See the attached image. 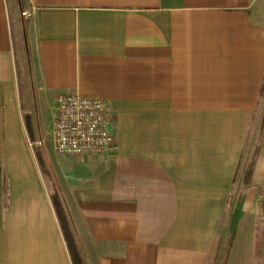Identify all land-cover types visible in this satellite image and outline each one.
I'll use <instances>...</instances> for the list:
<instances>
[{
    "label": "crops",
    "instance_id": "crops-1",
    "mask_svg": "<svg viewBox=\"0 0 264 264\" xmlns=\"http://www.w3.org/2000/svg\"><path fill=\"white\" fill-rule=\"evenodd\" d=\"M263 75L264 0H0V264H264ZM74 91L111 150H54Z\"/></svg>",
    "mask_w": 264,
    "mask_h": 264
},
{
    "label": "built area",
    "instance_id": "built-area-1",
    "mask_svg": "<svg viewBox=\"0 0 264 264\" xmlns=\"http://www.w3.org/2000/svg\"><path fill=\"white\" fill-rule=\"evenodd\" d=\"M110 118V107L103 97L76 91L58 95L52 131L54 150L80 158L111 150L115 140L109 129ZM38 143L29 141L31 146ZM259 199L264 202V195Z\"/></svg>",
    "mask_w": 264,
    "mask_h": 264
},
{
    "label": "trees",
    "instance_id": "trees-1",
    "mask_svg": "<svg viewBox=\"0 0 264 264\" xmlns=\"http://www.w3.org/2000/svg\"><path fill=\"white\" fill-rule=\"evenodd\" d=\"M20 86H21V89H22V86H23L22 78H20ZM263 92H264V75H263V82H262V84L260 86V90H259V97H262ZM24 117H25V123H26L27 131H28L29 135L31 136L32 135V129H31V126H30V115L29 114H25ZM263 128H264V113L262 115V120H261V124H260V128H259V130H260L259 133L260 134L262 133ZM38 158H39L40 165H41V168H42L43 172L48 171V167L46 165V162H45L44 158L40 157V156ZM253 162H254V154H253L252 158L250 159L248 167H247V169L245 171V180H247L249 175H250V171H251V167L253 165ZM4 183H5L4 188L6 190V178L5 177H4ZM52 200H53L54 209L56 211V214L58 216L59 222L61 224V229H62V232L64 234L67 247H68V249H69V251L71 253L72 258H75V256H76V250H75L76 246H75V243L73 241L70 225H69V222L67 220V216L65 214V210H64V207L62 205V201H61V199H60V197L58 196L57 193H53L52 194ZM229 245H230V241H226L224 246H223V249H222V252H221V255H220V261H219L218 264H224L225 257H226Z\"/></svg>",
    "mask_w": 264,
    "mask_h": 264
},
{
    "label": "rangeland",
    "instance_id": "rangeland-1",
    "mask_svg": "<svg viewBox=\"0 0 264 264\" xmlns=\"http://www.w3.org/2000/svg\"><path fill=\"white\" fill-rule=\"evenodd\" d=\"M89 96H94V95H89ZM260 131V130H259ZM114 146H115V144H114ZM41 148H43L42 146H40V147H38V149H41ZM71 157H73V156H71ZM76 159H83V158H85V157H83V158H80V157H75ZM50 166H48V168H49ZM50 170H48V171H46L45 172V174H46V176H48V177H50L51 179H52V181H53V173H51L52 172V170H51V168H49ZM50 172V173H49ZM48 177H47V179H48ZM228 216H229V214H227ZM226 224V220H225V218L221 221V223H220V228L221 229H223V227H224V225ZM231 234L229 233V236L228 237H226V240H225V242L226 241H230L229 239L231 238V236H230ZM74 241V240H73ZM219 261H220V259H218V252H216L215 254H214V256H213V259H212V263L210 262V264H216L217 262L219 263Z\"/></svg>",
    "mask_w": 264,
    "mask_h": 264
}]
</instances>
